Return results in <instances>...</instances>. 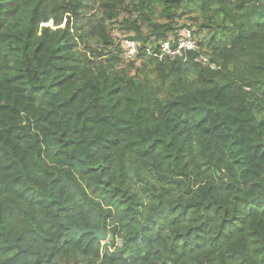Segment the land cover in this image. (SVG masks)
I'll return each instance as SVG.
<instances>
[{
	"label": "trees",
	"instance_id": "obj_1",
	"mask_svg": "<svg viewBox=\"0 0 264 264\" xmlns=\"http://www.w3.org/2000/svg\"><path fill=\"white\" fill-rule=\"evenodd\" d=\"M0 264H264V0H0Z\"/></svg>",
	"mask_w": 264,
	"mask_h": 264
},
{
	"label": "built area",
	"instance_id": "obj_2",
	"mask_svg": "<svg viewBox=\"0 0 264 264\" xmlns=\"http://www.w3.org/2000/svg\"><path fill=\"white\" fill-rule=\"evenodd\" d=\"M121 46L124 49V57L127 60L134 58L137 54L136 42L128 39L121 40ZM198 48L197 41L195 40L193 33L188 28H183L178 34V39L174 42L167 41L160 44L159 52L155 55L159 59L166 57L171 58H183L185 61L188 55L192 52H196ZM199 62L205 64L208 63V59L205 57L198 58ZM121 246V243H120Z\"/></svg>",
	"mask_w": 264,
	"mask_h": 264
},
{
	"label": "water",
	"instance_id": "obj_3",
	"mask_svg": "<svg viewBox=\"0 0 264 264\" xmlns=\"http://www.w3.org/2000/svg\"><path fill=\"white\" fill-rule=\"evenodd\" d=\"M71 232H75L79 234L80 236H83L85 234H93L95 238L99 239L102 242L108 241L110 237L107 231L105 230L104 225L101 227L100 230L91 229V230L81 231L77 227H72Z\"/></svg>",
	"mask_w": 264,
	"mask_h": 264
},
{
	"label": "rangeland",
	"instance_id": "obj_4",
	"mask_svg": "<svg viewBox=\"0 0 264 264\" xmlns=\"http://www.w3.org/2000/svg\"><path fill=\"white\" fill-rule=\"evenodd\" d=\"M116 36H117V38L119 37V38H121V33H119V32H117L116 34H115ZM104 243V242H103Z\"/></svg>",
	"mask_w": 264,
	"mask_h": 264
}]
</instances>
